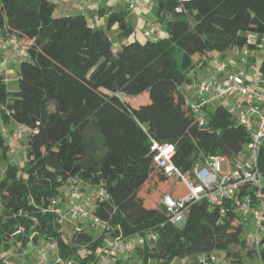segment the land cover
Returning <instances> with one entry per match:
<instances>
[{"label": "trees", "instance_id": "obj_1", "mask_svg": "<svg viewBox=\"0 0 264 264\" xmlns=\"http://www.w3.org/2000/svg\"><path fill=\"white\" fill-rule=\"evenodd\" d=\"M55 10L51 0L0 4V39L14 35L30 43L28 58L19 61L16 90L0 77V119L33 131L26 134L22 175L10 163L0 131V250L15 247L19 253L52 242L56 264H97L107 237L154 232L156 242L137 248L138 264H169L215 250L226 252L227 264H243L241 251L264 264V232L257 248L249 245L231 205L221 216L206 201L192 204L185 223L175 227L161 203L148 208L138 198L152 177L153 186L171 183L174 191L167 194L173 198L186 193L153 163L151 139L174 147L173 161L185 174L211 157L234 161L249 144V133L224 106L208 107L200 126L180 87L214 55L253 47L247 36L264 35V0H159L156 15L166 36L157 40L138 39L128 12L109 10L106 27L95 28L83 15L57 16ZM114 26L118 41L107 34ZM259 71L264 79V61ZM143 94L149 102L137 108L122 99ZM258 166L264 180V146ZM72 183L107 194L91 211L106 223L99 237L82 224L63 236L60 189ZM176 185L185 192L178 194ZM135 202L142 206L137 216Z\"/></svg>", "mask_w": 264, "mask_h": 264}, {"label": "built area", "instance_id": "obj_2", "mask_svg": "<svg viewBox=\"0 0 264 264\" xmlns=\"http://www.w3.org/2000/svg\"><path fill=\"white\" fill-rule=\"evenodd\" d=\"M57 4L64 0H51ZM83 7L90 4L91 0H71ZM142 0H128L130 10L136 8ZM156 23L148 22L144 30L147 39L154 40ZM247 41L253 43V47H242V51L236 53L240 64H229L218 58L209 61V73L196 84L191 95L182 94L185 107L191 111L192 116L200 126L206 122L205 110L215 103H222L232 96H238L241 100L236 122L244 127L250 135L248 156L244 159L230 161L222 156L211 157L206 162L196 165L190 173H183L174 163V147L168 143H160L151 139L152 160L155 166L162 171L167 179H178L186 188V193L177 198L166 194L161 204L168 215V223L175 227H181L186 221V214L192 204L206 201L209 205L219 207L223 216L227 204L231 205L235 214H240L253 224L254 232L245 235L246 242L258 247L261 235L264 232V180L258 166L260 152L264 146V79L258 69L249 75L250 59L254 51L263 50L264 35L249 34ZM30 43L22 42L14 35H6L0 39V49L13 53L19 61L28 58ZM33 131L19 125L16 130L8 133L2 131L6 140L9 156L18 153L17 142L24 135ZM222 162L226 163V169L222 170ZM108 198L102 188L96 187L92 198L87 196L79 185L73 183L69 186L67 217L77 224L88 223L92 228L104 227L106 223L89 211L91 201H102ZM154 232L143 235H135L127 238H115L105 243L97 251V264H128L134 256L137 248L145 243L157 241ZM57 246L55 243L44 244L36 249L35 260L20 262L9 255L6 250H0V262L2 264H45L50 257L57 263ZM185 264H195L192 258H186ZM196 264H227L225 260H219L211 255L199 258Z\"/></svg>", "mask_w": 264, "mask_h": 264}, {"label": "crops", "instance_id": "obj_3", "mask_svg": "<svg viewBox=\"0 0 264 264\" xmlns=\"http://www.w3.org/2000/svg\"><path fill=\"white\" fill-rule=\"evenodd\" d=\"M158 1L159 0H142V2L136 8L130 11L129 6H128V0H91L90 4L86 7H83L77 3H74L71 0H64L56 4L55 13L57 16L80 14L86 18V20L88 21L90 25L91 23L93 24L91 26L95 28H100V27L105 28L106 23H107V16H108L107 11L113 10V11H119V12H128L130 13L129 21L131 22L132 26L135 29V34L137 36H139L138 34H140L143 40L146 39L144 36V30L147 27V23L148 22L157 23V25L159 26V29L158 30L156 29V33L158 36L156 38L154 36V39L157 40V39L164 38L166 36V31H165L166 29L163 28L162 24L159 25L158 17L156 15ZM0 4H1V0H0ZM102 12L103 13L105 12V14L101 15ZM110 31L112 32V35L114 36V40L118 41L116 26L112 27ZM228 51H226L224 54H221V55L225 57L227 56V53H230V57L228 59L226 57V60L224 59H220V60H223L229 64L234 65L239 60V56H237L236 53L242 51V49L233 48ZM213 58H217L216 55H214ZM263 61H264V50L254 51L250 59V64H249L250 73L245 78L247 81L251 79L252 71H254L255 69H258L262 65ZM19 64H20L19 60L16 58V56L13 53L3 51L0 49V77L6 82V84L8 85L11 91H15L17 88ZM202 73L203 74L201 75L202 77L200 81L204 78L206 74L209 73V68L208 67L204 68ZM192 75H195V74H192ZM192 75L191 74L189 75V79L194 77ZM200 81H198L197 79H195V81L190 79V82L182 85L180 89L182 90L183 94L191 95L194 92V88L196 84H198V82ZM241 103L242 102L240 98L236 96L234 100L232 98L229 100H224L222 103H215V106H219V105L224 106L230 112H232L234 118H236V115L239 112V107ZM0 124H1L0 131H7V132L16 130L18 126L14 122L4 124L1 119H0ZM17 146H18V153L16 156H14L15 159H17L16 158L17 156L19 157L21 156L20 152L26 151L27 140L25 141L24 138H22L21 140L17 142ZM237 159H240L239 156L237 157ZM0 175H1L0 176L1 178L3 175V168L0 170ZM67 187L68 189L63 195L62 200L67 199L66 201L68 202L69 186L67 185ZM85 190L86 189H84L85 194L89 196L90 198H92L94 195L92 188H89L88 191H85ZM93 204H94V201L92 200L91 205H90V208L92 209H93ZM67 207H68V204H67ZM112 240L113 239L108 238V240H105V243L111 242ZM29 246L30 248L26 252L24 251L20 253L15 252L12 257L16 259L18 256L20 257V255L24 254L23 255L24 258L22 257L23 260L28 261V262H33L35 260L36 249L33 250V245H29ZM119 264H122V263H119Z\"/></svg>", "mask_w": 264, "mask_h": 264}, {"label": "rangeland", "instance_id": "obj_4", "mask_svg": "<svg viewBox=\"0 0 264 264\" xmlns=\"http://www.w3.org/2000/svg\"><path fill=\"white\" fill-rule=\"evenodd\" d=\"M161 24L163 25V28H165V22H163V23L159 22V25H161ZM91 25H93V24L91 23ZM156 25H157V23H156ZM156 29L157 30L159 29L158 25L156 26ZM107 34L109 35V37L112 40H114V36L112 35L111 31H108ZM138 35L139 36H137V38L143 40L141 38L140 34H138ZM157 36L158 35L156 33L155 34V38ZM263 50H264V45H263ZM174 56L180 62L181 57H182V53L176 49V52L174 53ZM216 57L219 58V59L226 60V57H227V59L230 57V53H227V56H225V57L222 56L221 54H216ZM198 58H199L198 55L194 56L195 60H197ZM235 64H240V63L236 62ZM202 71H203V69L195 68V75H192L194 77H192L190 79L193 80V81H195V79L200 81V79L202 77L201 75L203 74ZM235 98H236V95L232 97L233 100ZM122 99L125 102H127L128 104H130L133 108H137L138 106L144 105V104L149 102L147 94H143V95H140V96H137V97H132V98H124V97H122ZM214 106H215V104H213L212 107H214ZM0 127H1V124H0ZM23 138H24L25 141L27 140V136L26 135H24ZM248 146H249V144L245 145L243 150H242V152L239 154V158L240 159H244V158H246L248 156V153H249ZM20 155H21L20 157L19 156L16 157L17 159H15V157L9 156V161H10L11 164L19 166L18 174L22 175V174H24V167L26 165V151L20 152ZM2 168H3V166L0 165V170ZM225 169H226V163L222 162V170L224 171ZM2 177H3V175H2ZM152 182L156 183V178L155 177H152L151 182H150V179L146 182V184H145L146 187H144L141 190V192L139 193V195H138L139 199H141L143 202H146L145 204H146V206L148 208H154V207L158 206L161 203V196L162 195L167 194V193L171 194L174 191V187L168 181L161 182L157 186H153ZM89 188H92L93 193L96 190L95 187H86L85 191H88ZM67 189H68L67 185H64L60 189V191L64 195ZM176 189H177V193L178 194H183L185 192V189L182 186L176 185ZM66 200L63 199V200H60L58 202L59 206H58L57 211H58V214H59V221H60V224H61V232H62L64 237H69L73 233V231H74V229L76 227V224L71 222L68 219V217H67L66 213H67V204H68V202ZM141 208H142V206L138 202H135L133 204L132 210H133L134 216H137L139 213H141ZM1 209H2V207H1V204H0V211H1ZM89 211H92V208H89ZM238 219L241 221V223L243 225L244 238H245V235L254 232L253 224L249 221V219H245L240 214H238ZM83 227L85 228V230L88 233H90L94 237H99L102 234V232H103V228L102 227H99L97 229L92 228V227H90L88 225V223L86 221H85V223H83ZM106 240H108V237L106 238ZM43 246H44L43 245V241H40L37 245L33 246V250L34 249H38V248L43 247ZM29 248H30V246H27L23 251L26 252ZM238 250H239V248H233L232 249L233 252H236ZM7 252L9 253L10 256H13L15 252L17 253V249L15 247H10L7 250ZM23 255H20V257L18 256L16 258V261H18V262L22 261L23 260L22 257L24 258ZM210 255L212 257L216 258V259L224 260L225 256H226V252L221 251V250H215V251L211 252ZM203 256L204 255H199V256L191 257V258H192L193 262L196 264V263H198L197 260L199 258H202ZM25 259H26V257H25ZM184 260L185 259H174L169 264H185ZM241 260H242L243 264H260V261H259L257 256L249 257V256H247L245 254V251H241ZM138 263H139V261H138L136 255H134V256H132V258L130 259L128 264H138ZM45 264H56V263L54 262V258L50 257L49 261L47 263H45Z\"/></svg>", "mask_w": 264, "mask_h": 264}]
</instances>
